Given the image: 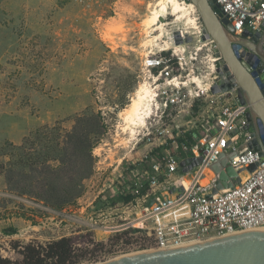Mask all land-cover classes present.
Masks as SVG:
<instances>
[{
    "label": "rangeland",
    "instance_id": "rangeland-1",
    "mask_svg": "<svg viewBox=\"0 0 264 264\" xmlns=\"http://www.w3.org/2000/svg\"><path fill=\"white\" fill-rule=\"evenodd\" d=\"M155 2L0 0L3 257L19 258L14 242L44 244L61 237H70L82 254L77 264L104 263L143 250L140 235L107 238L90 223L98 209L106 211L113 202L109 196L124 163L142 158L148 150L143 137L147 128L165 130V148L170 149L171 140L189 141L202 134L212 104L202 91L199 101H186L162 119L155 109L132 139L123 132L120 111L139 84L148 81L153 88L142 61L164 48L166 39L174 45L176 29L182 27L168 17L166 37L150 46L143 20ZM189 33L180 30L179 37ZM193 36L181 42L185 54L178 52L184 59L180 81L188 82L184 90L192 89V97L202 89L190 83L191 77H200L203 84L217 82L220 67L214 45ZM79 115H94L99 121L98 139L91 147L85 140L92 124L76 122Z\"/></svg>",
    "mask_w": 264,
    "mask_h": 264
},
{
    "label": "built area",
    "instance_id": "built-area-1",
    "mask_svg": "<svg viewBox=\"0 0 264 264\" xmlns=\"http://www.w3.org/2000/svg\"><path fill=\"white\" fill-rule=\"evenodd\" d=\"M215 4L230 20L234 37L243 38L244 31L261 33L264 51V0H215ZM207 40L215 47L212 39ZM234 53L248 65L260 86L258 58L252 55L250 59L251 52L239 44H234ZM183 64L184 59L174 49L158 48L142 61L156 92L155 109L160 111V119L186 101H199V93L205 91L212 104L208 109L211 117L205 120L202 134L181 142L169 136L171 147L166 149V131L147 128L143 137L148 150L142 158L124 163L109 196L113 202H106V211L98 209L90 223L94 232L100 230L107 238L140 235L143 250H172L237 230L264 228V154L260 148L250 146L253 140L257 146L264 144V126L256 120V131L247 129L251 124L246 118L249 106L240 102L236 87L225 92L211 91L212 86L223 84L219 75L220 82H213L209 89L199 90L192 97V89L184 90L186 86L180 81ZM221 155L232 156L228 162L240 182L213 193L219 172L212 165ZM198 159L201 161L190 168ZM250 165L255 166L251 171ZM242 171L248 174L244 179L240 177ZM178 212L177 219L162 220V215Z\"/></svg>",
    "mask_w": 264,
    "mask_h": 264
},
{
    "label": "water",
    "instance_id": "water-1",
    "mask_svg": "<svg viewBox=\"0 0 264 264\" xmlns=\"http://www.w3.org/2000/svg\"><path fill=\"white\" fill-rule=\"evenodd\" d=\"M194 4L203 27L201 28V39H212L215 44V55L219 59L216 69L220 79L224 82L220 86L214 85L211 88L213 93L225 92L230 88H237V96L242 104L249 106L246 118L250 125L247 129L254 133L255 122L259 120L264 126V51L262 49V34L257 32L251 34L243 32V38H236L232 35L234 28L230 20L223 17L220 8L215 0H188ZM264 33V31H263ZM249 36L247 40L245 37ZM190 42L192 37H179L175 33L173 42ZM234 44L251 52L258 58V73L262 84L258 86L249 72L248 65L241 61L234 53ZM244 50H242V55ZM215 131H211V135ZM255 150L259 148L264 154V144L257 146L253 140L251 145ZM232 156L221 155L219 160L212 165L215 172H219V179L212 191L216 193L225 188H232L240 180L233 167L229 165ZM201 159L193 162L190 168L197 165ZM184 162H181L183 165ZM250 165L248 169H254ZM224 168V171L222 170ZM102 264H264V228H249L237 230L221 237L192 244L186 247L172 250H140Z\"/></svg>",
    "mask_w": 264,
    "mask_h": 264
},
{
    "label": "bare ground",
    "instance_id": "bare-ground-1",
    "mask_svg": "<svg viewBox=\"0 0 264 264\" xmlns=\"http://www.w3.org/2000/svg\"><path fill=\"white\" fill-rule=\"evenodd\" d=\"M197 15L198 13L196 11V8L191 2L185 0H156L155 4L150 10L149 15L143 20L145 34L147 38H149L147 40V43L150 46H153L155 44L158 45V41L164 40L166 36L163 31V26L165 25V21H167L168 17H171L175 22H180L182 24L181 28L176 29L178 33L180 32V30H182L186 34V32L189 30L190 36L194 35L196 39H198L200 42H203L204 40L201 39V27L198 23ZM192 30H196V32H193ZM206 41L209 42V40ZM200 45L197 46V51L201 49ZM168 49H174L175 51L183 52L184 54L186 52L184 44L175 43L174 45H171L166 39L164 41V48H161V50ZM148 55L150 54L148 53L146 56ZM214 56L217 59L216 55ZM210 69L212 71L215 70L213 61H210ZM218 82H220L219 78L215 83ZM182 83L184 86L188 85L187 81ZM190 83L196 84L197 87L201 89H209L211 84H213H203L202 79L198 76H192ZM155 97L156 92L154 88H152L151 84L148 81H144L135 89L130 102L126 105L125 108L120 111L119 115L124 123L123 132H125V134H128L131 139L137 133V129L144 127L147 123V120L154 113V107L157 106V104L155 103ZM247 175L248 174L245 171L240 172V177L242 179H244ZM178 217L179 212L174 215L164 214L162 215V220L167 221L177 219ZM114 259H110L108 261Z\"/></svg>",
    "mask_w": 264,
    "mask_h": 264
},
{
    "label": "trees",
    "instance_id": "trees-1",
    "mask_svg": "<svg viewBox=\"0 0 264 264\" xmlns=\"http://www.w3.org/2000/svg\"><path fill=\"white\" fill-rule=\"evenodd\" d=\"M216 61L217 59L215 58ZM81 120L92 124L87 131V138L85 140L86 145L91 147L98 139L99 121L94 115L77 116L76 122ZM12 249L19 258L11 259L9 257H3L0 253V264H77L79 256L82 255L77 254L76 251L78 249L72 244L70 237H61L44 244L35 242L22 244L20 242H14Z\"/></svg>",
    "mask_w": 264,
    "mask_h": 264
},
{
    "label": "flooded vegetation",
    "instance_id": "flooded-vegetation-1",
    "mask_svg": "<svg viewBox=\"0 0 264 264\" xmlns=\"http://www.w3.org/2000/svg\"><path fill=\"white\" fill-rule=\"evenodd\" d=\"M185 1H188V0H185Z\"/></svg>",
    "mask_w": 264,
    "mask_h": 264
}]
</instances>
